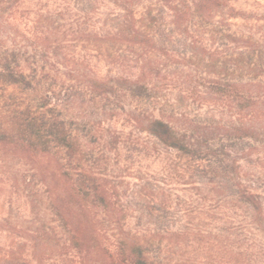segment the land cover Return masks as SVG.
<instances>
[{
	"label": "rangeland",
	"instance_id": "rangeland-1",
	"mask_svg": "<svg viewBox=\"0 0 264 264\" xmlns=\"http://www.w3.org/2000/svg\"><path fill=\"white\" fill-rule=\"evenodd\" d=\"M8 5H0V49H21L26 66L43 70L40 83L55 91V108L50 115L66 121L79 146L74 159L63 160L61 167L79 184L91 179L109 188L115 200L113 207L103 209L88 204L87 208L95 215L96 228L110 244L118 245L127 237H148L160 228L216 224L198 221L196 212L202 209L211 216L212 210L218 211L222 200L214 184L207 182L221 176L234 178L235 182H254L264 196V160L250 155L247 141L238 146L242 151L231 158L240 167L224 161L215 170L205 161L199 162L201 167L197 168L193 161L140 131L131 120L139 110L140 119L151 114H165L167 120H171L172 113L200 119L211 115L208 108L199 107L185 92V75L191 69L200 71L197 61L187 67L160 57L162 48L178 60L185 55L186 59L191 57L192 42L172 32L170 14L163 13L158 18L160 28L153 53L167 70L162 73L166 77L154 79L159 88L158 100L141 103L131 101L124 93L108 99L91 90L93 78L117 74L124 68L122 59L125 66L135 67L137 63L131 60L142 54L138 47L107 43L106 33L120 23L122 15L115 0H19ZM231 7L246 16L264 15V0H238ZM230 22L232 31L239 33H246L254 23L241 18ZM42 33L51 40H38ZM11 93L12 89L2 91L0 87V112L19 105L35 106L39 99L35 94L17 91L11 97ZM111 109H118V114ZM253 142L262 146V137ZM48 160L45 164L49 167L40 169L0 152V264H82L57 215L73 207L66 202L73 195L74 181L54 176L55 159ZM199 181L207 183L200 191ZM224 192L226 196L232 194L230 188ZM190 259L198 264H220L214 254L208 256L197 249L175 253L163 264H187Z\"/></svg>",
	"mask_w": 264,
	"mask_h": 264
},
{
	"label": "trees",
	"instance_id": "trees-1",
	"mask_svg": "<svg viewBox=\"0 0 264 264\" xmlns=\"http://www.w3.org/2000/svg\"><path fill=\"white\" fill-rule=\"evenodd\" d=\"M18 1L0 0V5L8 3L10 7ZM236 1L115 0L122 12L120 23L108 30L105 39L109 46L138 47L142 54L131 60L137 63L135 67L125 66L122 59L124 68L119 66L117 74L110 72L106 77L91 80V90L96 96L111 99L124 93L131 101H157L159 88L154 79L167 70L153 54L155 38L160 28L158 18L163 13L170 14L172 32L192 42L191 57L186 59L185 55L178 60L173 56L174 59L164 48L160 57L187 67L191 61H197L200 71L191 69L185 75V92L199 107L208 108L211 115L200 119L172 113L171 120H167L165 114L159 117L151 114L140 119L139 110L131 120L140 131L193 161L197 168L201 167L199 162L205 161L215 170L220 169L224 161L238 165L231 158L242 151L238 146L246 141L250 155L264 160V15L246 16L237 12L231 7ZM238 18L247 23L254 21L246 33L232 31L230 21ZM37 39L50 41L51 36L42 33ZM29 67L17 46L0 49L1 90L12 89L11 97L17 91L39 97L35 106L19 105L0 112V152L38 165L40 169L49 167L45 160L55 159L52 174L74 181L71 182L73 195L66 202L73 206L72 210H60L57 215L82 264H163L169 262L171 255L189 249L208 256L214 254L220 264H264V196L254 182H235L234 178L225 176L207 182L214 184L222 200L218 211L212 210L211 216L202 209L196 212L198 221H215L216 224L160 228L148 237H127L118 245L110 244L96 228L95 215L87 207L88 204L103 209L113 207L112 193L95 180L79 184L61 167L63 160L74 159L79 146L66 121L50 115L55 108V91L40 83L43 70L40 72L38 66ZM193 72L199 74L196 76ZM110 111L118 114V109ZM260 137L262 146L253 142ZM198 184L199 191L206 185L201 181ZM227 188L232 190L231 196H226ZM163 203L168 205L166 200ZM187 264L198 263L190 259Z\"/></svg>",
	"mask_w": 264,
	"mask_h": 264
}]
</instances>
